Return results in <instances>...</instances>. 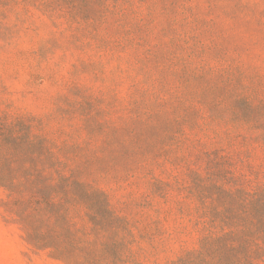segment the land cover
I'll list each match as a JSON object with an SVG mask.
<instances>
[{
    "label": "rangeland",
    "instance_id": "374dc122",
    "mask_svg": "<svg viewBox=\"0 0 264 264\" xmlns=\"http://www.w3.org/2000/svg\"><path fill=\"white\" fill-rule=\"evenodd\" d=\"M189 4L195 8L187 23L167 26L160 16L138 35L114 26L90 33L49 26L42 16L36 18L42 26H0V121L33 115L73 157L72 166L108 193L118 214L138 218L143 210L169 230L176 225L177 194H147L156 180L173 185L178 175L186 179L190 141L209 134L216 136L208 138L212 146L246 149L242 139L229 146L231 98L211 92L236 88L264 101V0ZM132 138L139 140L138 155L142 147L151 154H140L128 171ZM244 154L264 165V147ZM7 200L0 187V264H63L26 242L6 212ZM147 200L152 205L143 209Z\"/></svg>",
    "mask_w": 264,
    "mask_h": 264
},
{
    "label": "trees",
    "instance_id": "16d2710c",
    "mask_svg": "<svg viewBox=\"0 0 264 264\" xmlns=\"http://www.w3.org/2000/svg\"><path fill=\"white\" fill-rule=\"evenodd\" d=\"M189 1L0 0V26H42L36 23L42 16L49 26H81L86 33L114 26L138 35L160 16L167 26L187 23L195 8ZM211 93L231 98L229 146L242 139L246 149L212 146L208 138L216 136L209 134H204L207 140L190 141L186 179L178 175L173 185L156 180L147 194L164 199L170 190L177 194L171 230L143 210L138 218L118 214L108 193L72 166L73 157L33 115L1 120L0 187L8 197L6 212L21 226L26 242L63 264H264V165H253L244 154L264 147V101L236 88ZM171 138L180 142L176 135ZM135 141L125 152L128 171L140 154H151L142 147L138 155ZM145 202L143 209L152 205Z\"/></svg>",
    "mask_w": 264,
    "mask_h": 264
}]
</instances>
